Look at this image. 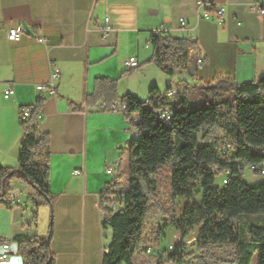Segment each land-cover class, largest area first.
Listing matches in <instances>:
<instances>
[{"label":"crops","instance_id":"obj_1","mask_svg":"<svg viewBox=\"0 0 264 264\" xmlns=\"http://www.w3.org/2000/svg\"><path fill=\"white\" fill-rule=\"evenodd\" d=\"M208 1L226 7L225 24L203 17L197 0H0V165L18 167L21 112L43 99L39 129L51 138L52 196L51 205L42 202L31 184L12 180L9 200L0 202V252L3 243L10 245V256L0 264H25L16 237H47L51 229L56 264L103 263L112 239V229L102 227L100 208L112 180L107 169L117 165V174L122 172L140 132L123 113L102 111L103 102L70 110V101L84 104L94 93L97 78L118 80L120 97L146 100L154 87L162 93L177 88L178 94L192 97L219 74L230 75L238 85L264 75V14L258 9L264 0ZM17 25L27 35L10 41L8 32ZM158 33L196 40L197 60L202 59L198 69L164 78L148 63L151 37ZM131 56L138 58L137 66L126 65ZM54 67L59 76L50 88L39 90V84L51 80ZM7 83L15 89L9 98L4 95ZM193 185L191 199L176 201L177 219L189 204L202 201L200 183ZM201 229L196 225L184 236L169 226L161 237H151L154 255L163 250L167 255L170 245L184 243L191 254L186 264H196ZM163 264L180 263L165 257ZM251 264H257V257Z\"/></svg>","mask_w":264,"mask_h":264},{"label":"trees","instance_id":"obj_2","mask_svg":"<svg viewBox=\"0 0 264 264\" xmlns=\"http://www.w3.org/2000/svg\"><path fill=\"white\" fill-rule=\"evenodd\" d=\"M151 44L153 54L148 63H154L164 74L175 76L198 69L196 40L158 33L152 35ZM199 91L203 97L199 107L189 95L177 93L168 97L158 87L150 90L146 100H141L130 94L120 97L118 80L101 77L96 79L94 93L84 104L69 102L71 111L95 108L103 102L104 112H112L115 105L122 104L127 106L125 113H140V123L136 124L140 136L131 148L139 145V155L129 158L128 185L123 186V173L118 169L117 185L107 184L101 195L116 193L123 204L118 212L104 213L102 227L112 229V239L102 264H163L165 257L186 264L191 254L189 245L184 243L166 256L140 253L148 235L159 238L171 225L177 226L184 236L194 226L202 225L196 243V264H251L254 257L257 264H264V183L250 186L243 178L247 166L264 163V75L238 85L230 75L219 74L211 84L201 85ZM43 105V99H38L28 118L21 112L19 165L17 168L0 165V202L9 200L11 182L18 178L33 185L42 202L52 204L51 138L39 129ZM162 107L173 111L169 113L172 120L169 125L155 115ZM180 111H196V125L189 136L190 160L182 157L186 139L179 121L173 124L174 113ZM169 127H173L170 161H147L146 141L160 129ZM226 142L232 144V150L224 153ZM226 173L228 183L223 184ZM219 176L221 185L217 184ZM195 182L200 183L202 201L189 204L181 219H177L176 201L181 197L191 199ZM247 215H261L262 225L250 223L244 218ZM151 216L160 218L149 230L147 223ZM16 240L25 264H56L47 237L22 235Z\"/></svg>","mask_w":264,"mask_h":264},{"label":"built area","instance_id":"obj_3","mask_svg":"<svg viewBox=\"0 0 264 264\" xmlns=\"http://www.w3.org/2000/svg\"><path fill=\"white\" fill-rule=\"evenodd\" d=\"M197 3H198V6L200 8H204V13L202 15L203 17H205V18L215 17L219 23H221V24L226 23L227 9L225 6L219 5V6L213 7L208 0H197ZM258 9L262 14H264V5H259ZM106 20L109 21L108 18ZM183 23H184V21H183ZM107 29L108 28H106L105 31ZM25 35H27V30L22 25H17L13 28H10V30L8 32V38L10 41L20 40ZM39 40L41 42H46V38H44V37H39ZM197 62L199 64H201L202 59L199 58L197 60ZM138 64H139V61H138V58L136 56H131L128 60H126V65L129 67L137 66ZM58 76H59V70L54 67V69H52L51 80L48 83L39 84L37 86V88L39 90H45V89L50 88V86L53 85V79H56ZM14 93H15L14 84L13 83H7V86H6V89L4 92L5 97L9 98ZM177 93H178L177 88H170L165 92V95L168 97H173ZM105 106H106V103H102V107H105ZM126 110H127V106L122 105V104H117L112 108V112L123 113L127 117L128 122H130L131 124L136 125V124L140 123L141 118H140L139 112H133V113H127L126 112L125 113ZM31 111H32V106H24L23 117L24 118L30 117ZM169 113H173V111L167 107H162V108H158L156 110L155 115L159 121L163 122L165 125H169L172 122V120H169ZM40 117H41V115L39 116V118ZM231 150H232V144L230 142H226L225 146H224V153L230 152ZM132 155H134V156L139 155V145H138V147H135L132 150ZM249 169L252 172H255L259 175L264 176V163L250 164ZM76 172L78 174H82V175L84 174V172H82V171H76ZM107 173L112 176V180L110 181V183L117 185V177H119V175H117V165L110 166L107 169ZM227 183L228 182H227V173H226V176L223 179V184H227ZM122 207H123L122 200L120 199V197L116 193H109V194L101 197L100 208L104 213L106 211L118 212ZM2 248H3V252H0V260L7 259L10 256V253L8 252V250L10 248L9 243H3ZM176 248H177L176 245H170L168 247V250L170 253H172L176 250ZM153 249H154V246L152 243H150V242L144 243V245L140 249V253L143 255L151 256V255H153Z\"/></svg>","mask_w":264,"mask_h":264},{"label":"rangeland","instance_id":"obj_4","mask_svg":"<svg viewBox=\"0 0 264 264\" xmlns=\"http://www.w3.org/2000/svg\"><path fill=\"white\" fill-rule=\"evenodd\" d=\"M162 76L164 78H167L169 75H166L162 73ZM169 78V77H168ZM162 87L165 88V84H162ZM203 94V93H202ZM191 98L192 103L194 102L197 107L200 106V103L203 100V97L201 96V93L199 90H197L194 95ZM174 122L178 120L181 128V134L186 139V144L183 147V158L188 159L190 158V155L192 153V146L189 142V136L191 131L195 128L196 125V111H189V112H177L174 115ZM173 126V125H172ZM172 128H165L163 130L160 129V131L157 133L156 136L146 141L145 147H144V153L145 158L147 161L150 162H158V163H168L170 161L171 155H172V143H173V134H172ZM140 134L138 135L139 138ZM137 138V139H138ZM128 168H129V161L127 159H124L123 165H122V182L123 186L127 187L128 185ZM244 180L250 185V186H258L264 183V176L259 175L255 172H252L249 169V166L245 168V171L243 173ZM217 184H222V177L219 176L217 178ZM52 215V214H51ZM261 215H247L244 216V218L249 219V222L256 225H262V218ZM52 217V216H51ZM264 217V216H263ZM158 216H151L148 220V228L149 230L152 229L157 222H159ZM53 220H51L52 223ZM152 239L148 235L146 238V243L151 242ZM166 250H163L162 252H159L158 254H163L166 256ZM168 253L169 250H168ZM154 254V253H153Z\"/></svg>","mask_w":264,"mask_h":264},{"label":"water","instance_id":"obj_5","mask_svg":"<svg viewBox=\"0 0 264 264\" xmlns=\"http://www.w3.org/2000/svg\"><path fill=\"white\" fill-rule=\"evenodd\" d=\"M19 171V170H18ZM15 172V170H13L12 171V173H14ZM33 186V185H32ZM52 232V229H51V231H50V233ZM50 233H49V235L47 236V239H48V241L50 242V240H51V237H50Z\"/></svg>","mask_w":264,"mask_h":264},{"label":"bare ground","instance_id":"obj_6","mask_svg":"<svg viewBox=\"0 0 264 264\" xmlns=\"http://www.w3.org/2000/svg\"><path fill=\"white\" fill-rule=\"evenodd\" d=\"M169 119H170V114H169Z\"/></svg>","mask_w":264,"mask_h":264}]
</instances>
